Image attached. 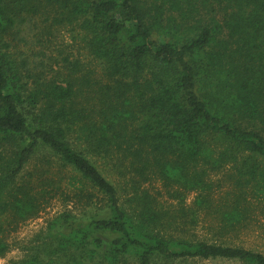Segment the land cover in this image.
I'll return each instance as SVG.
<instances>
[{"label":"trees","instance_id":"obj_1","mask_svg":"<svg viewBox=\"0 0 264 264\" xmlns=\"http://www.w3.org/2000/svg\"><path fill=\"white\" fill-rule=\"evenodd\" d=\"M67 28L101 78L78 57L47 65L33 48ZM42 149L69 178L50 167L22 177ZM219 173L233 178L214 211L227 233L264 185V0H0V257L60 195L71 206L16 264H264L263 252L194 238L196 212L141 187L195 192L205 213Z\"/></svg>","mask_w":264,"mask_h":264},{"label":"rangeland","instance_id":"obj_2","mask_svg":"<svg viewBox=\"0 0 264 264\" xmlns=\"http://www.w3.org/2000/svg\"><path fill=\"white\" fill-rule=\"evenodd\" d=\"M50 42H45L48 38ZM47 37L38 36L33 38L32 42L37 39L45 42L33 43L36 46L33 48L39 50L43 48L47 52L46 56H41L48 64L55 63L58 60V53L69 54L72 57H78L82 62V72L89 71V74L94 78H101V65L100 63L91 58L86 54L81 46V42L75 32H71L69 28L66 30L60 29L59 32ZM27 48V47H26ZM56 56L58 57L56 59ZM49 154L40 150L34 155L33 159L28 162L23 171V178H33L27 173L35 172V168H49V174L46 176L51 178H69V174L65 168H60L59 164L52 163L48 166L44 163L45 157ZM102 171V170H101ZM103 174L110 179V181L115 182L116 178H113L104 171ZM60 173V174H59ZM230 179L224 178L222 173H219L210 180L212 181L211 190V206L210 210L204 213L201 209L202 206H197L194 200L196 197L195 192H185L182 199L179 200L175 198L172 194V190H167L163 184L157 179H151L150 181L142 184V188L146 189L155 199L160 206L164 208H169L170 210L184 206L186 211H190L194 214L197 213V222L191 227L193 237L200 240H205L208 242H215L224 245L231 246H242L255 251L264 253V185L263 182H259L257 186L260 191L257 192L256 187L250 191L247 189L248 194H246L248 199V219L245 221L242 227L230 231L227 233L219 232L216 225V216L214 211L217 206L223 201L230 190L229 184ZM65 182V181H64ZM65 184V183H63ZM71 189V188H70ZM170 189V188H169ZM171 193V195H170ZM70 202L66 201L63 196L57 195L56 197L49 200V203L45 205V208L41 210L38 215L34 218L28 219L25 222L18 225L16 230L9 234L7 241L9 243V250L0 257V264H16L21 258L26 255V247L30 241L45 228L46 221L52 218L55 214L68 208ZM170 231L174 234L172 227ZM186 264H241L236 260H230L225 258H215V259H192L188 260Z\"/></svg>","mask_w":264,"mask_h":264}]
</instances>
